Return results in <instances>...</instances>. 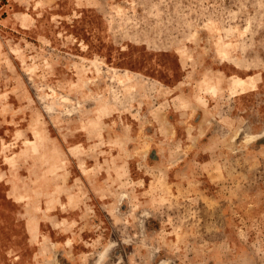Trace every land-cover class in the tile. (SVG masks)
<instances>
[{"label":"rangeland","instance_id":"rangeland-1","mask_svg":"<svg viewBox=\"0 0 264 264\" xmlns=\"http://www.w3.org/2000/svg\"><path fill=\"white\" fill-rule=\"evenodd\" d=\"M0 264H264V0H0Z\"/></svg>","mask_w":264,"mask_h":264}]
</instances>
